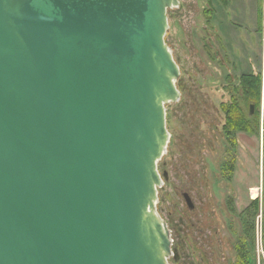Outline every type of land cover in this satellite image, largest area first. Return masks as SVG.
Instances as JSON below:
<instances>
[{
	"label": "water",
	"instance_id": "95a60500",
	"mask_svg": "<svg viewBox=\"0 0 264 264\" xmlns=\"http://www.w3.org/2000/svg\"><path fill=\"white\" fill-rule=\"evenodd\" d=\"M179 6L0 0V264H176L158 204Z\"/></svg>",
	"mask_w": 264,
	"mask_h": 264
},
{
	"label": "rangeland",
	"instance_id": "374dc122",
	"mask_svg": "<svg viewBox=\"0 0 264 264\" xmlns=\"http://www.w3.org/2000/svg\"><path fill=\"white\" fill-rule=\"evenodd\" d=\"M179 1L168 12L165 42L181 72V99L167 106L171 139L159 163L167 180L158 211L171 231L176 264H237L238 240L243 256L264 264V0L262 31L258 0ZM250 74H262L255 116L238 82ZM228 112L244 115L254 134L230 135ZM255 198L259 216L252 209L242 215Z\"/></svg>",
	"mask_w": 264,
	"mask_h": 264
},
{
	"label": "trees",
	"instance_id": "16d2710c",
	"mask_svg": "<svg viewBox=\"0 0 264 264\" xmlns=\"http://www.w3.org/2000/svg\"><path fill=\"white\" fill-rule=\"evenodd\" d=\"M225 5L228 4L227 0H221ZM259 7H258V12H259V30L262 31V19H263V0H258ZM238 82L240 83L241 90L244 94L245 99L252 104H256V106L261 105V96H262V74L259 75H243L239 78ZM257 107V108H258ZM229 113V112H228ZM250 113V112H249ZM255 116V112H254ZM228 121L225 126V130H227L228 133L231 134H236L237 132H243L247 133L250 135H253L252 133V128L250 127L251 123L250 121H246L244 118V115H237L236 117H231L230 113L228 115ZM259 129V122H258V127ZM264 207V206H263ZM252 209L254 217L259 216V211H260V201L255 198V200H252L250 203L249 207H247L244 212H242V215L248 213V211ZM236 250L238 253L243 251V248L240 244H237ZM241 260H244V264H253V260L250 255H245L243 256ZM241 264V262L237 263Z\"/></svg>",
	"mask_w": 264,
	"mask_h": 264
},
{
	"label": "flooded vegetation",
	"instance_id": "af4514ba",
	"mask_svg": "<svg viewBox=\"0 0 264 264\" xmlns=\"http://www.w3.org/2000/svg\"><path fill=\"white\" fill-rule=\"evenodd\" d=\"M164 174H166V173H164ZM183 198H184V200H185V203H186V199H189V201L191 202V204H192V206H193V208L191 209V210H194L195 209V205H194V203H193V201H192V199H191V197L189 196V194L188 193H183ZM186 205H187V203H186ZM251 242V243H250ZM237 243L238 244H240L241 243V246L243 245V242H240L239 240L237 241ZM249 244H252V241L251 240H249ZM237 246V245H236ZM239 257H243V252H240L239 253ZM240 263L241 262V264H244L245 262H244V260H239V258L238 259H236V263Z\"/></svg>",
	"mask_w": 264,
	"mask_h": 264
}]
</instances>
